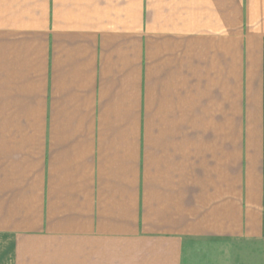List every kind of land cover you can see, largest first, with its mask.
<instances>
[{
  "label": "crops",
  "instance_id": "obj_1",
  "mask_svg": "<svg viewBox=\"0 0 264 264\" xmlns=\"http://www.w3.org/2000/svg\"><path fill=\"white\" fill-rule=\"evenodd\" d=\"M0 264H264V0H0Z\"/></svg>",
  "mask_w": 264,
  "mask_h": 264
}]
</instances>
